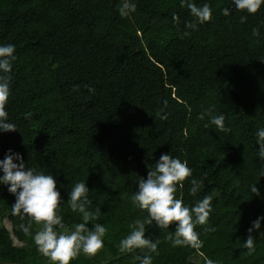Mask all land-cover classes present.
Masks as SVG:
<instances>
[{
  "label": "trees",
  "instance_id": "obj_1",
  "mask_svg": "<svg viewBox=\"0 0 264 264\" xmlns=\"http://www.w3.org/2000/svg\"><path fill=\"white\" fill-rule=\"evenodd\" d=\"M120 3L0 0V45H14L16 55L5 110L17 130L0 134V159L12 149L26 167L56 177L66 228L82 222L68 194L86 180L87 210L100 209L88 226L100 223L107 232L95 255L81 253L69 264H139L134 257L145 254L152 264H264V234L252 233L251 254L244 247L251 221L264 215L256 142L264 128V4L249 14L232 0H134L125 18ZM188 3L212 9L195 30L186 27L196 22ZM221 114L227 132L210 123ZM163 153L193 170L177 191L185 204L212 197L207 223L194 226L196 241L176 247L168 238L173 226L146 225L157 253L122 252L130 225L147 215L131 203L137 176L146 177ZM193 178L203 180L195 196ZM14 202L0 186V222L11 226L0 223V263L49 264L32 239L40 225L14 213Z\"/></svg>",
  "mask_w": 264,
  "mask_h": 264
},
{
  "label": "clouds",
  "instance_id": "obj_2",
  "mask_svg": "<svg viewBox=\"0 0 264 264\" xmlns=\"http://www.w3.org/2000/svg\"><path fill=\"white\" fill-rule=\"evenodd\" d=\"M262 4L264 0H232V5L236 10L246 11L249 14L256 13ZM187 7L196 21L188 23L187 28L195 30L197 24L204 23L211 18L212 9L207 3L202 6L188 3ZM135 10L134 0H121L119 7L121 17L130 18ZM224 14H229V9L225 8ZM241 19L245 17L242 16ZM253 34H257L256 29H253ZM15 59L14 45H0V134L17 131L16 125L9 122L8 112L5 110V104L10 95L7 74L12 71ZM160 118L166 119L167 116L161 115ZM224 119L222 114L211 116L210 123L218 130L227 132L229 129L225 128ZM256 137L259 155L264 158V128L257 130ZM146 167V177L137 176L136 190L130 199L133 206L142 211L146 210L147 215L144 219H137L130 225L129 233L119 242V250L132 252L147 249L151 253H157L159 241L152 240L145 235L146 225L153 223L162 229H169L170 225L173 226L168 237L173 247L196 241L197 233L194 232V226L207 223L212 210V197L205 195L189 206L184 203L182 194L177 196L178 189L184 187L183 182L192 176L193 170L188 167V161L173 157L169 153H163L154 164ZM260 176H264V170L260 172ZM85 181L76 182L68 194V204L72 211L81 214L82 222L66 228L63 217L57 211L63 199L57 187L56 177L26 167L21 154L12 149H8L3 159H0V186H6L7 191L15 197L12 205L14 213L19 214L21 218L27 216L40 225L32 239L37 251L48 258L49 264H69L79 254L93 256L103 247V238L107 232L106 226L100 223L88 226L90 221L99 217L100 209L97 208L95 212L87 210L91 201ZM190 184L189 194L195 196L202 188L203 180L193 178ZM250 191L254 194L253 196L261 197L257 185L251 186ZM262 222H264V215H258L247 229L248 235L244 240V247L248 249V254L255 251V237L252 233L264 234ZM20 228L25 233L29 232V226L21 224ZM134 260L139 261V264H152V256L148 254L137 255ZM207 264H214V262L208 260Z\"/></svg>",
  "mask_w": 264,
  "mask_h": 264
},
{
  "label": "rangeland",
  "instance_id": "obj_3",
  "mask_svg": "<svg viewBox=\"0 0 264 264\" xmlns=\"http://www.w3.org/2000/svg\"><path fill=\"white\" fill-rule=\"evenodd\" d=\"M2 226H4L7 230H11V226H10V223L7 221V220H3L0 222ZM13 242H14V245L15 246H21V244H19L15 239H13ZM0 264H3V263H0Z\"/></svg>",
  "mask_w": 264,
  "mask_h": 264
}]
</instances>
